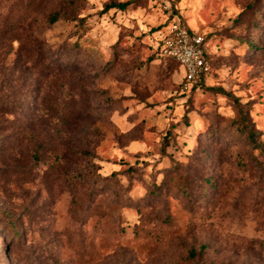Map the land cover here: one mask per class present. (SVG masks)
I'll use <instances>...</instances> for the list:
<instances>
[{
  "label": "rangeland",
  "instance_id": "374dc122",
  "mask_svg": "<svg viewBox=\"0 0 264 264\" xmlns=\"http://www.w3.org/2000/svg\"><path fill=\"white\" fill-rule=\"evenodd\" d=\"M0 264H264V0H0Z\"/></svg>",
  "mask_w": 264,
  "mask_h": 264
},
{
  "label": "built area",
  "instance_id": "2783aa9c",
  "mask_svg": "<svg viewBox=\"0 0 264 264\" xmlns=\"http://www.w3.org/2000/svg\"><path fill=\"white\" fill-rule=\"evenodd\" d=\"M160 46L161 53L175 59L183 70L182 92L199 85L201 79L210 73L206 36L191 30L179 19L174 17L169 22Z\"/></svg>",
  "mask_w": 264,
  "mask_h": 264
},
{
  "label": "trees",
  "instance_id": "16d2710c",
  "mask_svg": "<svg viewBox=\"0 0 264 264\" xmlns=\"http://www.w3.org/2000/svg\"><path fill=\"white\" fill-rule=\"evenodd\" d=\"M126 5H127V2H124V3H113V4H111V5H109V6H107V7H117V8H120V9H123V8H125L126 7ZM60 18H59V16H58V14H56V13H54L53 15H51L50 17H49V19H48V21H49V23L50 24H52V23H55L56 21H58ZM203 34V33H202ZM205 35V34H204ZM206 36V35H205ZM207 38V37H206ZM161 45V44H160ZM158 46V50H159V54L162 56V57H165V58H167V59H170V60H173V61H175L178 65H179V63L175 60V59H173V58H171V57H169V56H165V55H163L162 53H161V46ZM207 56H208V59H209V61H210V63H211V71H212V62H211V58H210V56H209V54H207ZM179 67H180V65H179ZM181 68V67H180ZM211 71H210V73H211ZM209 73V74H210ZM208 74V75H209ZM206 77H203L202 79H201V81H200V83H199V85L200 84H202L203 83V81H204V79H205ZM199 85H197V86H194L192 89H194V88H196V87H198ZM191 89V90H192ZM190 90V91H191Z\"/></svg>",
  "mask_w": 264,
  "mask_h": 264
}]
</instances>
